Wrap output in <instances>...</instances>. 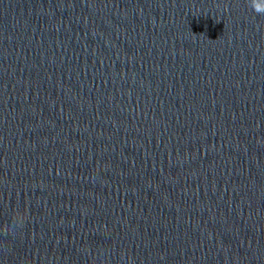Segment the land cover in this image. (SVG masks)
<instances>
[{"label":"clouds","instance_id":"1","mask_svg":"<svg viewBox=\"0 0 264 264\" xmlns=\"http://www.w3.org/2000/svg\"><path fill=\"white\" fill-rule=\"evenodd\" d=\"M249 6L254 12L264 15V0H249Z\"/></svg>","mask_w":264,"mask_h":264}]
</instances>
